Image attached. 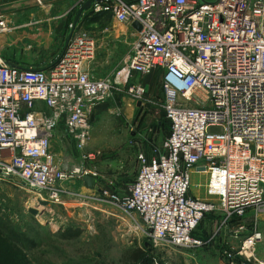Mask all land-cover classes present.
<instances>
[{
  "label": "built area",
  "instance_id": "2783aa9c",
  "mask_svg": "<svg viewBox=\"0 0 264 264\" xmlns=\"http://www.w3.org/2000/svg\"><path fill=\"white\" fill-rule=\"evenodd\" d=\"M83 14L111 16L126 29L131 48L116 85L145 105L150 91L141 78L160 72V106L170 123L168 138L138 156L135 181L111 195V204L138 217L152 250L204 247L213 238L196 232L207 215L221 212L224 228L234 224L240 241L236 256L225 255L264 264L258 222L252 230L243 224L250 212L264 215V0H101ZM77 27L69 25L63 52L46 69L0 58V177L42 202L58 203L76 185L87 191L78 194L84 200L98 197L90 193L100 175L90 164L101 152L86 147L92 116L115 82L92 77L95 41ZM10 30L0 12V36ZM60 126L82 153L78 166L62 167L51 150ZM194 173H208V199L191 195ZM86 176L97 179L94 189L85 186Z\"/></svg>",
  "mask_w": 264,
  "mask_h": 264
},
{
  "label": "rangeland",
  "instance_id": "374dc122",
  "mask_svg": "<svg viewBox=\"0 0 264 264\" xmlns=\"http://www.w3.org/2000/svg\"><path fill=\"white\" fill-rule=\"evenodd\" d=\"M18 1L23 0H7L5 4ZM203 1L214 3L217 0ZM71 2L65 3L66 11ZM77 10L74 8L71 20L75 19ZM55 16L53 6L41 3L12 12L7 18L17 26ZM100 18L92 17L93 20L79 24L76 30L95 41V58L90 64L92 77L115 82L108 98L96 110L92 138L86 147L90 153L101 152V157L90 164L100 175L97 192L90 194L99 198L84 200L78 194L87 191L76 185L68 187L72 194L62 196L60 202H42L19 182L0 177V228L9 255L15 263L28 264H244L242 258L231 260L225 255V251H231L236 256L240 241L233 239L231 228L234 224L224 228L221 212L207 215L196 232V236L205 241L213 238L204 247L150 251L145 245L148 242L146 229L138 217L126 215L109 201L111 195L121 196L126 186L135 181L140 169L138 156L150 154L155 146H160L170 134V124L160 106L163 98L161 73L141 78L150 91L145 105L138 106L128 95L127 88L116 85L118 74L127 64L131 40L126 37L125 28L112 27L111 16ZM9 33L0 36L3 61L30 64L45 61L44 57L23 56L12 43L14 35ZM125 75L122 72L119 77ZM134 79H130L131 82ZM51 150L62 167L78 166L81 162L82 153L62 126L55 133ZM202 181L204 189L209 176ZM198 184L202 183L193 176L191 195H196ZM201 193L208 199L205 190ZM255 222L264 234V215L250 212L243 220L249 230L254 228ZM138 251H142L144 257L135 262L133 258ZM257 255L264 260V241L257 248Z\"/></svg>",
  "mask_w": 264,
  "mask_h": 264
},
{
  "label": "crops",
  "instance_id": "0c3cea01",
  "mask_svg": "<svg viewBox=\"0 0 264 264\" xmlns=\"http://www.w3.org/2000/svg\"><path fill=\"white\" fill-rule=\"evenodd\" d=\"M6 1L7 0H0V3H3V4H0L1 13L5 14L6 16H8V14L15 12V11H20V10H24L27 8L40 5V3L37 2V0H23V1L14 2L11 4H5ZM68 1H72V2L70 5V8H68L66 11L65 3ZM83 1L84 0H40L42 4H48L49 6H53V9L56 13L55 17L41 19L38 22H24L19 25L17 24V26L12 25L10 21V24L12 26H10L11 30H10L9 35H14L13 36L14 40L12 41V43H15V46L22 51V55L23 56H36L40 58L44 57L45 61L43 62L39 61L38 64L36 63L30 64V63H23V62L22 63L21 62L20 63L8 62V63L19 66V67H23V68L32 67L35 69H46L50 67L55 62L57 57L61 55V53L63 52L66 46V43L71 34V30L69 29V24L74 22L75 24L79 25L81 23H85L87 21L93 20L92 18H87L83 14L79 22L76 23V18H77V14L79 11V7H81V5L83 4ZM17 3L18 5H16ZM28 4H31V5L28 6ZM76 7L78 9L76 13V17L75 19L71 20L70 15L73 13L74 8ZM111 23H112L111 25L113 28L115 26H118V24H116L114 21H112ZM8 45H11L10 42L8 43ZM49 58H53V59L51 61H48L47 59ZM157 73H160V72H156L154 75H156ZM198 189L199 190L197 191L196 195H193V196L204 199V196H203L204 194L202 195L201 193V191H204V189L202 188H198Z\"/></svg>",
  "mask_w": 264,
  "mask_h": 264
},
{
  "label": "trees",
  "instance_id": "16d2710c",
  "mask_svg": "<svg viewBox=\"0 0 264 264\" xmlns=\"http://www.w3.org/2000/svg\"><path fill=\"white\" fill-rule=\"evenodd\" d=\"M98 18H100V16H98ZM164 115H165V113H164ZM28 242L31 243V241H28ZM147 248L150 251L152 250L149 247H147ZM143 257H144V253L142 251H138L133 259L135 262H140ZM0 264H28L27 262L15 263L13 261V258L9 255L8 245L6 243L5 235L3 234L1 228H0Z\"/></svg>",
  "mask_w": 264,
  "mask_h": 264
},
{
  "label": "water",
  "instance_id": "95a60500",
  "mask_svg": "<svg viewBox=\"0 0 264 264\" xmlns=\"http://www.w3.org/2000/svg\"><path fill=\"white\" fill-rule=\"evenodd\" d=\"M94 1H101V0H87L81 7H80V9H79V11H78V14H77V18H76V23H78L79 22V20L82 18V16H83V13L85 12V11H87L89 8H90V6H91V4H92V2H94ZM38 2V1H37ZM31 4H28V6H30ZM19 7V6H18ZM17 8V7H16ZM10 9V8H9ZM0 12H1V10H0ZM134 27L138 30V31H141V27L136 23V24H134ZM141 105V103H138V106H140ZM92 122H95V116H92ZM1 173V172H0ZM83 181H84V184H85V186L86 187H88L89 189H94L96 186H97V183H98V181H97V179H95V178H93V177H90V176H86V177H84V179H83ZM146 247H149L150 249H151V244L149 243V242H147L146 244Z\"/></svg>",
  "mask_w": 264,
  "mask_h": 264
},
{
  "label": "bare ground",
  "instance_id": "6f19581e",
  "mask_svg": "<svg viewBox=\"0 0 264 264\" xmlns=\"http://www.w3.org/2000/svg\"><path fill=\"white\" fill-rule=\"evenodd\" d=\"M95 53H96V52H95ZM123 78H125V77H124V76L118 77V81H121ZM207 174H208V173H202V174H197V175H196V174L194 173V178L197 176V177L199 178V180H200V183H202V184H198V185H199V188H203V186H202V185H203V181H202V180L205 179V178L207 177ZM193 184L196 186L197 183H196L195 180L193 181Z\"/></svg>",
  "mask_w": 264,
  "mask_h": 264
}]
</instances>
